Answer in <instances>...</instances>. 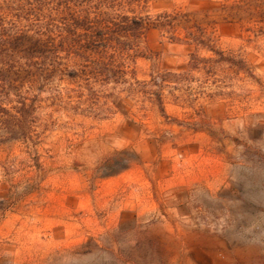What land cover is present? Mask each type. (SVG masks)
I'll return each instance as SVG.
<instances>
[{
    "label": "rangeland",
    "instance_id": "obj_1",
    "mask_svg": "<svg viewBox=\"0 0 264 264\" xmlns=\"http://www.w3.org/2000/svg\"><path fill=\"white\" fill-rule=\"evenodd\" d=\"M174 10L204 42L149 29L99 83L64 54L15 73L39 137L0 143V264H264V0L147 11Z\"/></svg>",
    "mask_w": 264,
    "mask_h": 264
},
{
    "label": "trees",
    "instance_id": "obj_2",
    "mask_svg": "<svg viewBox=\"0 0 264 264\" xmlns=\"http://www.w3.org/2000/svg\"><path fill=\"white\" fill-rule=\"evenodd\" d=\"M149 3L150 0H0V143L39 137L34 104L22 93L10 91L18 69L42 66L47 56L64 54L69 64L92 74L99 83V73L108 78L134 64L149 29H157L177 45L197 47L204 42L206 30L195 31L191 14L174 10L151 16L147 11ZM160 82L153 79L145 85L157 86ZM121 83L126 82L120 79ZM156 101L161 105L159 93Z\"/></svg>",
    "mask_w": 264,
    "mask_h": 264
}]
</instances>
